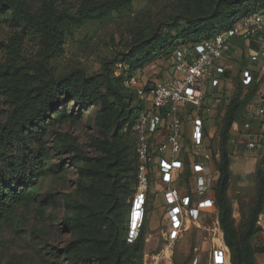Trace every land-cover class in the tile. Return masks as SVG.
Listing matches in <instances>:
<instances>
[{
    "label": "rangeland",
    "instance_id": "1",
    "mask_svg": "<svg viewBox=\"0 0 264 264\" xmlns=\"http://www.w3.org/2000/svg\"><path fill=\"white\" fill-rule=\"evenodd\" d=\"M196 1L133 0L129 9L76 29L49 58L43 55L39 34L23 32L21 26L12 24L10 13L1 12L0 65L14 62L33 73L31 67L42 68L44 60L55 75L61 76L76 69L99 73L104 71L106 61L116 60L112 65L114 74L122 77L124 92L133 94L132 104L137 106L150 86L163 77L169 57L160 56L129 74L130 66L122 62L123 53L137 37L151 34L163 21ZM16 34L21 43L14 54L6 44ZM187 44L177 41L174 53ZM249 91L240 88L239 82L233 83L220 97L209 122L217 129L211 150L219 168L224 159L228 163L225 194L232 207L233 226L239 232L248 231L253 262L264 264V148L257 153V148L249 147L251 135L264 132V126L260 131L264 115L257 113L256 106L259 95L240 107L227 143L223 137L233 99L238 96L243 100ZM9 109V103L0 95V122L6 119ZM61 110L54 111L45 126L36 128L29 139L32 149L27 151L34 149L42 157V175L25 188L28 196L24 200L0 212V264H108L107 238L117 230L128 258L125 264H194L196 254L201 256L199 264H209V255L203 252L208 247L204 230L193 228L181 242L169 245L158 229L160 211L151 210L139 236L143 248L133 253V248L123 242L135 194L134 179L128 170L134 149L133 123H119L116 110L102 102L80 110L68 101ZM254 159L253 170H243L244 162L251 165ZM220 184L215 188V199ZM114 190L119 194L116 202ZM97 211L115 215L119 226L92 223L87 228L83 221L76 220ZM225 242L229 247L226 235Z\"/></svg>",
    "mask_w": 264,
    "mask_h": 264
},
{
    "label": "trees",
    "instance_id": "2",
    "mask_svg": "<svg viewBox=\"0 0 264 264\" xmlns=\"http://www.w3.org/2000/svg\"><path fill=\"white\" fill-rule=\"evenodd\" d=\"M132 5L133 0H0V13H10L12 24L21 26L23 32L39 34L43 55L49 58L76 29L90 22L107 19L114 12L129 9ZM260 10H264V0H198L193 6L163 21L151 34L137 37L123 53L122 62L130 66L128 72L132 74L135 67L149 64L160 56L170 58L177 41L198 42L220 30L231 28L248 14ZM20 43L21 37L16 34L6 46L16 54ZM169 47L172 49L169 50ZM115 62L106 61L104 71L99 73L89 74L76 69L61 76L55 75L44 60L41 62L42 68L31 67L33 73L14 62L0 65V95L10 105L6 119L0 122V212L24 200L28 196L25 188L33 185L42 175V157L34 149L27 151L32 149L29 139L36 128L45 126V121L52 117L54 111L61 112L68 101H73V105L80 110H86L99 102L107 103L116 110L119 123L122 120L131 121V125L135 122L145 103L141 101L137 106L132 104L133 94L124 92L122 77L114 74L112 65ZM238 82L240 88H249L250 91L243 100L238 96L233 99L223 128L225 143L229 140V130L240 107L260 93L258 81L249 86L241 80ZM260 142L264 146V132ZM133 144L128 170L133 176L134 185L137 170L135 135ZM219 170L221 190L217 191L216 202L220 223L232 251V262L254 264L253 251L248 244V231L239 232L233 226L232 207L225 194L230 174L226 159ZM114 191L116 202L119 194L117 190ZM76 220L83 221L87 228L92 223L104 226L110 222L119 226L115 215L110 216L103 211L92 212ZM123 242L133 248V253L143 248L141 237L128 242L127 228ZM107 243L110 249L108 264H125L128 258L124 256L118 230L110 234Z\"/></svg>",
    "mask_w": 264,
    "mask_h": 264
},
{
    "label": "built area",
    "instance_id": "3",
    "mask_svg": "<svg viewBox=\"0 0 264 264\" xmlns=\"http://www.w3.org/2000/svg\"><path fill=\"white\" fill-rule=\"evenodd\" d=\"M257 32L264 33V10L248 14L213 36L188 43L169 58L163 77L143 96L145 105L133 123L137 170L128 242L139 238L151 210L160 211L158 229L167 244L181 242L193 228L203 229L208 242L203 252L209 253V264H230L215 199L220 170L211 143L217 129L209 122L220 97L228 93L224 53L229 39ZM251 59L256 61L258 56ZM241 81L249 86L259 78L245 68ZM257 108V113L264 115V103ZM249 147L264 148L255 136L250 137ZM200 261L196 254L194 264Z\"/></svg>",
    "mask_w": 264,
    "mask_h": 264
},
{
    "label": "crops",
    "instance_id": "4",
    "mask_svg": "<svg viewBox=\"0 0 264 264\" xmlns=\"http://www.w3.org/2000/svg\"><path fill=\"white\" fill-rule=\"evenodd\" d=\"M254 55L258 56V59L256 61H253L251 59V57ZM224 63L226 65V71L224 74L226 92L228 91V86L230 84H238V81L241 80V71L243 69H250L253 70L256 78H259L258 82L261 95H259L260 102L256 101V106L258 107L259 105L264 103V33L257 32L255 34L235 36L230 38L228 47L224 53ZM262 126L264 125H261L260 131H263ZM254 136L256 138H259L260 140L262 139L261 134L251 135V137ZM258 152L259 150L257 151V153ZM256 160L257 159H254V163H252L251 165H249V161L247 162L246 160L242 166L243 170L248 169V171H252L254 165H256ZM251 162H253V160L250 161V163Z\"/></svg>",
    "mask_w": 264,
    "mask_h": 264
}]
</instances>
